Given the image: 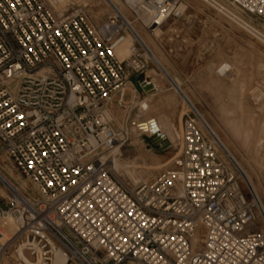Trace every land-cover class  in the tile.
I'll use <instances>...</instances> for the list:
<instances>
[{
	"label": "built area",
	"instance_id": "obj_1",
	"mask_svg": "<svg viewBox=\"0 0 264 264\" xmlns=\"http://www.w3.org/2000/svg\"><path fill=\"white\" fill-rule=\"evenodd\" d=\"M227 1L264 23V0ZM122 2L94 23L82 8L0 0V157L37 192L0 172V264H55L59 251L65 264H264L260 199L252 185L243 191L245 170L191 101L177 170L134 188L115 175L130 117L114 113L131 107V77L171 79L140 32L155 38L188 9L186 0Z\"/></svg>",
	"mask_w": 264,
	"mask_h": 264
},
{
	"label": "rangeland",
	"instance_id": "obj_2",
	"mask_svg": "<svg viewBox=\"0 0 264 264\" xmlns=\"http://www.w3.org/2000/svg\"><path fill=\"white\" fill-rule=\"evenodd\" d=\"M44 1L57 14L85 9L94 23L106 20L114 14L116 8L124 10L122 0H65L62 7L55 6L51 0ZM216 2L235 19L208 1L186 0L188 9L184 18L174 23L195 24L196 27L189 32L192 39L198 37V25L207 24V29L212 30L211 33L221 41V75L192 80L158 76L153 70L147 72L151 81L158 84L157 91L146 94L138 86V103L131 104L128 110L120 109L114 113L121 121L127 115L130 117V138L122 148L113 152L116 160L114 173L125 185L134 188L141 183L153 181L162 173L177 170L182 158L183 117L188 111L186 103L189 100L200 109L211 129L240 162L247 174L242 189L248 194L252 185L264 210V40L239 22L248 25L262 36L264 23L244 14L227 0ZM165 29L166 27L162 28L163 31ZM174 32L181 35L178 30ZM140 33L149 45L154 44L153 36L143 30ZM182 34L189 35L187 31H182ZM161 35L162 31L158 30L156 36ZM207 37L209 32L205 38ZM193 49H197L200 54L209 55L212 48L195 45ZM157 55L158 60L165 63L163 56L158 53ZM211 73L208 71L207 74ZM133 81L137 83L135 78ZM131 97V92L127 91L124 100L129 101ZM111 109H116V101L111 104ZM151 121L155 122L153 125L160 131L168 132L173 138L170 147L157 148L150 132L142 133L137 129L138 125ZM163 164L165 167L160 169L159 166ZM0 172L16 186L37 195L33 185L2 157ZM263 210L258 223V228L262 230ZM5 264L12 262L6 261Z\"/></svg>",
	"mask_w": 264,
	"mask_h": 264
},
{
	"label": "crops",
	"instance_id": "obj_3",
	"mask_svg": "<svg viewBox=\"0 0 264 264\" xmlns=\"http://www.w3.org/2000/svg\"><path fill=\"white\" fill-rule=\"evenodd\" d=\"M206 25L207 24L205 23L198 25V30L200 32L197 35L198 37H196L197 39H192L190 37L192 34L189 32L192 31V28L196 27L193 23H183L181 25L175 23L167 24L165 26L166 29L164 31L161 30V36H156L155 38L153 37L154 44L150 46L156 56H158V53L165 59V63L161 62V64L170 77L174 76L182 79L198 80L208 77L215 78L216 75H221V41L219 38H216L213 33H211L212 30L209 28L207 29ZM172 30L173 32H171ZM176 30L181 32V35L175 34L174 31ZM182 31H187L189 35L182 34ZM207 32H209V37L205 38V36H207ZM179 36L181 37L180 39ZM210 36H213V38ZM195 45H204L212 49L210 50L209 55L204 53L200 54L197 49H193ZM208 71L212 72L211 75L207 74ZM134 78L137 80L138 77H131L127 91H130L131 94L135 93L138 95L139 87L137 83L133 81ZM132 101L131 97V99L129 101H125V103L131 104Z\"/></svg>",
	"mask_w": 264,
	"mask_h": 264
},
{
	"label": "bare ground",
	"instance_id": "obj_4",
	"mask_svg": "<svg viewBox=\"0 0 264 264\" xmlns=\"http://www.w3.org/2000/svg\"><path fill=\"white\" fill-rule=\"evenodd\" d=\"M52 3L57 6V7H62L65 3V0H51ZM204 1H208L212 6H215L216 8H218L221 12H224V13H228V11L222 7L219 3L216 2V0H204ZM64 3V4H63ZM60 11V10H59ZM229 14V13H228ZM230 15V14H229ZM232 18H234L232 15H230ZM235 19V18H234ZM241 23L247 30H250L252 31V33L256 34V36H259L260 39L264 40V36L260 35L258 32L254 31V29H252L251 27H249L248 25L242 23V22H239ZM132 41L131 37H127L124 42L120 45V47L118 48L117 50V55L118 57L121 59V60H124L126 58L129 57V47L131 44H129L130 42ZM132 43V42H131ZM125 57V58H123ZM123 58V59H122ZM149 77V74H147V78ZM150 78V77H149ZM146 84H150V85H155V87H157V83H153V80L152 81H148L147 80V83ZM138 99V95L135 94V98L133 99L132 101V105H136L138 103L137 101ZM153 124H155L154 121H151V123L149 122H146V123H143V124H140L137 126V129L140 131V132H150L151 135L154 137V138H158L159 139V136L160 135H163V138L162 139H159L158 142L161 146H163L165 143H169L170 145L172 144L173 142V138L170 136V134L167 132V133H163L162 131H160L156 126H154ZM135 132V131H134ZM114 164H115V167L116 168V160H114ZM161 165V164H160ZM165 165L163 164L162 166H159V168H164ZM148 168V167H146ZM5 227L6 229H8V232H10V234H13L15 232V225H14V222L12 219H9L6 224H5ZM66 263V255L62 252V251H59L57 253V256H56V260H55V264H65Z\"/></svg>",
	"mask_w": 264,
	"mask_h": 264
},
{
	"label": "water",
	"instance_id": "obj_5",
	"mask_svg": "<svg viewBox=\"0 0 264 264\" xmlns=\"http://www.w3.org/2000/svg\"><path fill=\"white\" fill-rule=\"evenodd\" d=\"M147 83V80L145 79V76L144 75H140L138 78H137V85L140 87V89L146 93V94H149V93H155L157 91L155 85H150V84H146ZM163 138V135H160L159 136V139H162ZM158 138H152V141H153V144L159 148V149H166L168 147H170L171 145L169 143H165L163 146H161L158 142L159 140Z\"/></svg>",
	"mask_w": 264,
	"mask_h": 264
}]
</instances>
